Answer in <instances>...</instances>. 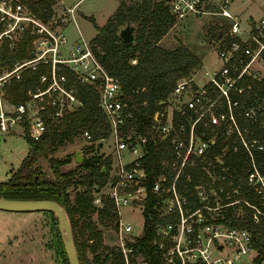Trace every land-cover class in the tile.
Here are the masks:
<instances>
[{
	"label": "built area",
	"instance_id": "obj_1",
	"mask_svg": "<svg viewBox=\"0 0 264 264\" xmlns=\"http://www.w3.org/2000/svg\"><path fill=\"white\" fill-rule=\"evenodd\" d=\"M26 1L0 0V49L16 51L28 38L27 56L0 66V135L19 128L37 139L47 123L81 105L78 85H91L112 142L110 174L92 203L98 207L105 196L115 206L121 264H153L137 246L147 184L154 196L146 214L156 219L150 244L157 264H239L241 254L255 253L244 223L264 226V11L241 21L227 9L228 0H165L177 19L213 2L215 13L231 21L215 42L216 65L177 79L150 125L136 133L119 80L104 69L90 39L78 29L76 38L66 32L69 22L77 25L80 0L57 12L51 4L47 18ZM30 72L35 79L21 89L23 98L10 101L9 87ZM81 133L92 142L86 128ZM149 145L169 149L161 160L167 168L151 183ZM122 206L141 213L139 228L121 219Z\"/></svg>",
	"mask_w": 264,
	"mask_h": 264
},
{
	"label": "trees",
	"instance_id": "obj_2",
	"mask_svg": "<svg viewBox=\"0 0 264 264\" xmlns=\"http://www.w3.org/2000/svg\"><path fill=\"white\" fill-rule=\"evenodd\" d=\"M53 1L34 0L32 4L28 1L26 4L33 13L47 18ZM175 19L165 0H135L129 3L118 0L114 12L103 25L99 26L92 17L89 18L96 29L91 39L92 49L104 69L119 80L122 95L127 104L132 106V116L128 123L136 133H143L145 126L150 125L153 112L161 107L176 80L188 76L199 64V57L186 45L180 43L167 48L159 44ZM127 25L133 27V40L130 42L119 35V30ZM218 29L224 31L220 25L213 27L212 35L216 39L219 38L216 36ZM27 39L20 42L16 51H8L3 46L0 49V66L11 64L15 58L27 56ZM33 79L35 73L30 72L12 83L8 90L9 100L19 102L23 98L21 89ZM78 89L81 105L66 114L60 122L47 123L46 130L37 139L29 137L25 129L24 138L28 144L26 154L10 175L0 181V198L56 201L69 219L80 264H121L120 253L102 244L100 231L95 230L90 216L95 211L100 218L116 216L115 206L107 197L101 196L100 207L92 203V190L99 191L108 177L111 156L106 155L99 161V155L91 154L74 168L61 171L60 166L67 163L68 158L58 159L50 155L57 146L72 141L83 128L91 134L92 142L86 146L88 151L93 149L97 139L108 135L110 126L105 114L97 106V91L87 84L78 85ZM168 152L169 149L161 145H149L146 155L149 162L148 183H151L154 175L167 168L161 160ZM41 160L47 162V169L43 168ZM70 185L82 187L74 191L72 198L68 190ZM147 187L144 236L137 238V246L147 259L157 264L159 259L152 253L150 244L156 219L146 214L154 196L148 184ZM77 220H81V223L78 224ZM113 225L116 226L115 223ZM244 226L251 231V244L255 250L251 264H261L264 259V226L250 222L244 223ZM84 235L86 237L82 238ZM89 239H92L91 244H88L89 251L93 253L91 261L85 256ZM58 241L65 264H68L59 234Z\"/></svg>",
	"mask_w": 264,
	"mask_h": 264
},
{
	"label": "rangeland",
	"instance_id": "obj_3",
	"mask_svg": "<svg viewBox=\"0 0 264 264\" xmlns=\"http://www.w3.org/2000/svg\"><path fill=\"white\" fill-rule=\"evenodd\" d=\"M75 1L77 0H54L52 6L57 12L63 3L72 4ZM124 1L129 3L135 0ZM216 1L219 2L220 0ZM117 4L118 0H80L76 5L79 11L78 16H75L77 25L72 21L69 22L66 29L68 36L70 38L78 37V29L84 38L90 39L91 42L96 29L89 18L92 17L95 24L101 26L107 17L114 12ZM227 9L241 21L248 18L256 19L264 11V0H228ZM216 11L217 6L213 2H208L201 6L198 12L188 13L181 19L176 18L159 41L160 45L167 48L180 43L184 44L199 57L198 66L189 75L199 70L197 75L201 76L204 68L210 69L216 65L215 42L217 39L212 35L213 27L220 25L226 29L231 21L228 17L217 15ZM201 79L200 81H202ZM168 101L170 104L175 102L172 97H169ZM89 143L83 138L82 133H78L72 141L57 146L50 155L58 159L68 158V162L60 166V170L64 171L74 168L78 164L74 158V151L77 149L84 150L82 159L91 154H97L99 161L112 152V142L108 137L99 145L94 142L93 149L88 151L86 146ZM27 145L24 134L20 132L19 128L5 135H0V181H4L19 165L26 154ZM128 158L129 155L123 152L122 160ZM40 163L44 169H47L45 160H41ZM108 174H110L109 170ZM81 188L78 185H70L68 187L70 197L72 198L76 189L80 190ZM98 192V190H92L93 196L97 195ZM100 206L98 205V207ZM119 212L123 221H129L136 229L139 228L141 213L138 210L131 211L128 207L122 206ZM90 216L95 230L100 231L102 244L115 250L114 217L100 218L96 211ZM77 222L80 224L81 220H77ZM58 234L57 219L49 210L11 211L0 209V264H65ZM85 237L86 235L82 236V238ZM91 241L92 239L87 240L85 247V256L88 261H91L93 254L89 251L88 246ZM254 254L253 250L241 254L239 264H251ZM102 264H108V262ZM261 264H264V259Z\"/></svg>",
	"mask_w": 264,
	"mask_h": 264
},
{
	"label": "water",
	"instance_id": "obj_4",
	"mask_svg": "<svg viewBox=\"0 0 264 264\" xmlns=\"http://www.w3.org/2000/svg\"><path fill=\"white\" fill-rule=\"evenodd\" d=\"M31 4L34 0H27ZM222 30L218 29L216 34L217 37H220ZM119 35L125 41L133 40V27L127 25L119 30ZM74 158L77 163L82 161V151L77 149L74 151ZM104 169V166L102 167ZM0 209L11 210V211H23V210H49L51 211L57 219V229L61 239L64 253L66 255L68 264H80L76 249L74 246V239L72 235V230L70 226L69 219L65 210L60 206L56 201L49 199H10V198H0ZM116 223V221H115ZM139 237L144 236V227L141 226L140 232L138 233ZM131 243V241H128Z\"/></svg>",
	"mask_w": 264,
	"mask_h": 264
},
{
	"label": "crops",
	"instance_id": "obj_5",
	"mask_svg": "<svg viewBox=\"0 0 264 264\" xmlns=\"http://www.w3.org/2000/svg\"><path fill=\"white\" fill-rule=\"evenodd\" d=\"M76 23H77V21H76ZM27 148H28V145H27Z\"/></svg>",
	"mask_w": 264,
	"mask_h": 264
}]
</instances>
